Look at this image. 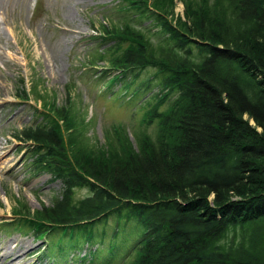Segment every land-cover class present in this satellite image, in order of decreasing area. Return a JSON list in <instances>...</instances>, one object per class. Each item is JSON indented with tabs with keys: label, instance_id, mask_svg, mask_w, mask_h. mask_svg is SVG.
Listing matches in <instances>:
<instances>
[{
	"label": "trees",
	"instance_id": "16d2710c",
	"mask_svg": "<svg viewBox=\"0 0 264 264\" xmlns=\"http://www.w3.org/2000/svg\"><path fill=\"white\" fill-rule=\"evenodd\" d=\"M173 1L122 0L155 41L127 25L100 30L110 80L162 75L143 118L155 137L132 147L117 131L120 149L88 150L67 110L43 104L50 121L16 138L62 191L23 222L60 246L103 242L96 225L114 217L106 255L90 252L89 264H264V0H182L183 19ZM16 94L27 101L22 80ZM76 188L88 195L76 201ZM133 219L143 230L126 241Z\"/></svg>",
	"mask_w": 264,
	"mask_h": 264
},
{
	"label": "rangeland",
	"instance_id": "374dc122",
	"mask_svg": "<svg viewBox=\"0 0 264 264\" xmlns=\"http://www.w3.org/2000/svg\"><path fill=\"white\" fill-rule=\"evenodd\" d=\"M173 2V18L183 19L182 0ZM127 5L122 0H0V264H89L90 252L106 255L114 217L96 225L98 236L105 232L103 242L75 239L71 243L77 246L68 238L60 246L56 236L38 239L25 225L24 213L33 218L52 206L62 185L44 170H35L31 146L16 135L50 121L46 104L67 110L81 129L80 146L88 150L120 149L117 131L132 147L140 135L155 137L156 124L146 126L143 118L161 93L162 75L146 69L134 81L131 74L126 81L108 78L116 72L105 61L102 27L119 31L127 25L155 41L147 32L149 21L141 22L135 11L122 13ZM21 80L27 101L15 97ZM87 195L83 188L74 190L76 201ZM125 230L124 239L132 241L143 227L133 219ZM133 257L110 264H129Z\"/></svg>",
	"mask_w": 264,
	"mask_h": 264
}]
</instances>
